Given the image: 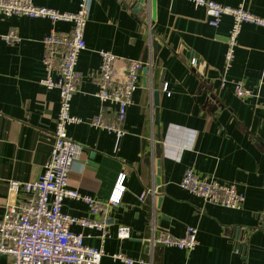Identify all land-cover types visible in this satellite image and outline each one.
Returning <instances> with one entry per match:
<instances>
[{
    "label": "crops",
    "instance_id": "1",
    "mask_svg": "<svg viewBox=\"0 0 264 264\" xmlns=\"http://www.w3.org/2000/svg\"><path fill=\"white\" fill-rule=\"evenodd\" d=\"M82 1L33 0L60 12H76ZM87 1V48L79 56V86L71 103V113L83 122L68 128L82 151L69 186L107 200L119 177L127 174V190L121 204L110 208V235L104 242L95 230L74 224L72 231L88 236L91 246H104L109 255L101 264H124L110 257L118 252L148 264H264V29L243 25L227 68L230 17L214 28L205 10L191 0H146L143 5L140 0ZM213 1L243 5L264 17V0ZM71 27L43 18L0 17V35L15 30L20 37L15 43L0 38V219L9 201V182L36 180L50 158L60 93L41 83L46 75L43 39L52 29L63 33ZM153 41L161 45L156 57ZM101 50L119 57V73L128 59L152 63L141 72L122 136L91 124L99 114L105 123L117 121L116 106L104 104L101 113L96 96ZM192 57L199 60L196 67ZM233 82H241L252 96L239 97ZM188 169L202 180L235 183L245 195L243 207L205 203L181 188ZM63 211L92 217L82 200L66 199ZM120 225L131 229L130 239L118 238ZM189 226L198 229L199 245L192 252L151 243L159 234L183 237ZM0 264H11V258L0 254Z\"/></svg>",
    "mask_w": 264,
    "mask_h": 264
},
{
    "label": "built area",
    "instance_id": "2",
    "mask_svg": "<svg viewBox=\"0 0 264 264\" xmlns=\"http://www.w3.org/2000/svg\"><path fill=\"white\" fill-rule=\"evenodd\" d=\"M191 1L196 7L205 10L207 22L214 28L220 26L224 17L232 19L225 54L227 68L234 61L243 25L252 24L264 29V17L251 13L243 5L232 7L213 0ZM90 12L87 0L79 4L76 12H60L37 6L33 0H0V17L27 16L72 25L68 32L59 33L52 29L43 39L46 75L41 83L47 88L58 89L60 93L55 141L50 158L39 178L29 182H9V201L4 216L0 219V254L8 255L11 264H101L102 259L109 255L103 245L91 246L86 242L88 236L71 229L76 224L84 229L95 230L99 233V239L104 242L110 235V208L121 204L127 190V174L119 177L107 200H99L69 186L70 174L82 151V147L69 138L68 128L72 124L83 122L71 113V103L79 86V56L87 48L85 31ZM147 20L150 22V15ZM0 38L7 43L20 40L15 30L0 35ZM99 55L101 65L97 74L96 96L102 104L101 113L105 111L104 104L116 106L117 121L105 123L99 114L93 118L91 124L122 136V124L133 102L134 92L139 87L141 72L145 67H152V63L145 66L140 60L128 59L124 61V72L119 73L116 68L118 56L105 50L99 51ZM190 63L196 67L199 60L192 57ZM262 76L264 77V71ZM233 85L239 97L252 96V92L241 82H233ZM167 89L168 86L165 85L164 90ZM180 186L199 196L205 203L239 210L245 202V195L238 190L235 183H222L215 179L202 180L193 169L186 170ZM66 199L84 201L90 206L92 217H75L65 213L63 206ZM117 235L121 240L130 239L131 229L120 225ZM151 243H161L192 252L199 245L198 229L189 226L186 234L179 238L159 234L152 238ZM110 257L124 264H148L147 260H135L122 252L114 253Z\"/></svg>",
    "mask_w": 264,
    "mask_h": 264
},
{
    "label": "water",
    "instance_id": "3",
    "mask_svg": "<svg viewBox=\"0 0 264 264\" xmlns=\"http://www.w3.org/2000/svg\"><path fill=\"white\" fill-rule=\"evenodd\" d=\"M145 1L146 0H140V4L143 5L145 3ZM152 7H153V16L155 17V6H154V3H153ZM160 48H161V45L157 41H153L154 57H156V53H157V51ZM146 71H147V69L144 72H146ZM154 103L158 107V105H159V91H155L154 92ZM155 124L159 127L158 108L156 109ZM157 140L158 141L160 140V136L159 135L157 136ZM157 155H158V157H160L159 144L157 145ZM160 164H161V162L159 160L157 165L160 166ZM159 172H160V170H158V174H160ZM157 184H160L159 179H157ZM238 233H239V235L241 234V232H239V231H238ZM243 235H244V232H242V237H243ZM240 241L242 243V240H240ZM237 242L238 243L236 244V248H237V250H241L242 249V244H240L239 241H237ZM158 245H163V244L159 243Z\"/></svg>",
    "mask_w": 264,
    "mask_h": 264
}]
</instances>
